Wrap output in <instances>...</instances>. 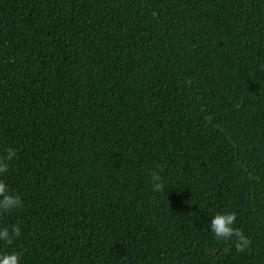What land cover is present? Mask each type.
<instances>
[{"label": "trees", "instance_id": "trees-1", "mask_svg": "<svg viewBox=\"0 0 264 264\" xmlns=\"http://www.w3.org/2000/svg\"><path fill=\"white\" fill-rule=\"evenodd\" d=\"M7 148L20 264H264V0H0Z\"/></svg>", "mask_w": 264, "mask_h": 264}, {"label": "clouds", "instance_id": "clouds-1", "mask_svg": "<svg viewBox=\"0 0 264 264\" xmlns=\"http://www.w3.org/2000/svg\"><path fill=\"white\" fill-rule=\"evenodd\" d=\"M16 157L13 148H7L5 154L0 155V174L9 171V164ZM159 171L154 170L150 173L149 183L151 190L156 193L165 190L164 179L161 175L163 169L160 165L156 166ZM22 205L19 195L13 194L3 179H0V214L9 213ZM237 220L235 212H217L211 218V233L217 241L230 244L237 252H246L251 248V240L244 232L234 227ZM21 235V229L18 225L0 228V242L5 245H12L14 240ZM22 256L17 252H0V264H20Z\"/></svg>", "mask_w": 264, "mask_h": 264}]
</instances>
